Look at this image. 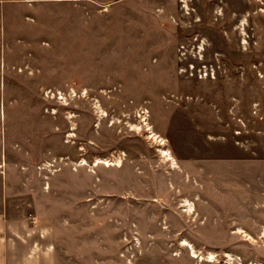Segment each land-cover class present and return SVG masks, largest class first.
<instances>
[{
    "label": "rangeland",
    "instance_id": "obj_1",
    "mask_svg": "<svg viewBox=\"0 0 264 264\" xmlns=\"http://www.w3.org/2000/svg\"><path fill=\"white\" fill-rule=\"evenodd\" d=\"M13 2L61 13L63 56L0 96L7 212L89 222L79 262L264 264V3Z\"/></svg>",
    "mask_w": 264,
    "mask_h": 264
},
{
    "label": "crops",
    "instance_id": "obj_2",
    "mask_svg": "<svg viewBox=\"0 0 264 264\" xmlns=\"http://www.w3.org/2000/svg\"><path fill=\"white\" fill-rule=\"evenodd\" d=\"M245 1L252 5L255 0ZM260 1L264 3V0ZM13 3V0H0V96L9 94L8 80H35L45 74L47 76L45 68L37 64L40 60L62 65L61 13L54 14L58 21L54 19L52 25H48L38 15L33 18L30 16L29 4ZM51 33L57 39L53 43L55 57L52 55V60L51 52L45 55L46 48L43 45L46 42L41 40ZM68 33L69 45L64 48H68L69 56L73 59L69 67V80H73L77 77L74 71L78 69L76 54L80 37L77 7L70 14ZM141 41L134 42L132 46L141 47ZM26 65H29V70L25 68ZM56 69H53L52 74ZM4 156L3 151L0 159V174L3 178L6 174L3 171ZM6 202L4 193L0 197V264H94L93 261L79 262L81 257L87 260L88 256L94 254V239L88 237V233L93 232L89 222H77L70 216L41 217L34 213L12 215L5 209ZM42 204L44 201L33 202L34 207L43 206ZM98 250L101 254L105 252L103 247Z\"/></svg>",
    "mask_w": 264,
    "mask_h": 264
}]
</instances>
